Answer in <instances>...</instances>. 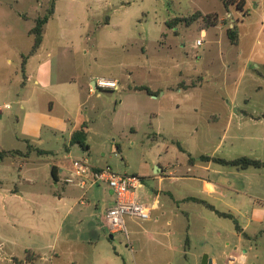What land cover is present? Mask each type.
I'll use <instances>...</instances> for the list:
<instances>
[{
    "label": "rangeland",
    "instance_id": "rangeland-1",
    "mask_svg": "<svg viewBox=\"0 0 264 264\" xmlns=\"http://www.w3.org/2000/svg\"><path fill=\"white\" fill-rule=\"evenodd\" d=\"M241 2L54 1L43 50L59 54L65 73L85 85L86 97L89 79L117 80L119 90H97L72 115L88 123L89 151L71 146L68 135L60 134L53 146L43 145L55 156L32 154L21 172L18 157L0 163V264H15L14 258L23 264L31 259L29 264H139L130 218L129 235L113 234L103 225L110 187H73L59 206L53 160L62 164L87 157L95 166L140 176L143 192L167 184L156 179L158 164L178 169L188 160L180 147L193 156L203 150L212 154L219 143L222 157L247 153L234 134L262 127H251L247 119L243 122L249 124L225 128L230 112H264V0ZM51 5L52 0H0V106L10 104L0 113V150L29 149L20 138L30 121L17 101L32 96L42 102L32 90L34 80L28 83L24 75L37 62L27 68L24 61L30 58L36 20ZM229 29L238 34L237 44ZM183 83L188 88L183 90ZM66 144L71 151L64 150ZM67 174L64 170L63 177Z\"/></svg>",
    "mask_w": 264,
    "mask_h": 264
},
{
    "label": "crops",
    "instance_id": "crops-1",
    "mask_svg": "<svg viewBox=\"0 0 264 264\" xmlns=\"http://www.w3.org/2000/svg\"><path fill=\"white\" fill-rule=\"evenodd\" d=\"M205 33L203 30L204 35ZM44 43L43 35L40 47L33 53L31 50L27 56L30 58L24 61L27 68L33 59L37 62L28 75H24L28 83L34 80L32 90L35 89L39 93L42 102H35L32 96H23L17 101L22 110L27 109L25 118L30 121L20 139L26 142L28 148H33L30 154L8 156L19 158L20 172L32 154L55 156L57 153L45 146L56 144L60 134L68 135L70 141L72 134L83 125H86L88 132V123L84 118L74 119L72 115L74 112H81L89 103L91 94L96 93L91 91L96 79H89V95L86 97L85 85L78 83L71 73H65V66L59 54L44 51ZM186 86L183 83V90ZM58 109L61 110L60 114L56 112ZM263 113L260 115L241 110V114L230 112L228 115L226 131L234 126L235 122L240 126L249 124L243 122L247 119H250L251 127H262L256 130H240L238 134H234L236 139L244 141L248 149L247 153H241L239 157L247 156L264 163V118L261 117ZM196 131L198 132V128ZM220 146L221 143L216 145L212 154L203 150L199 156H193L183 146L182 151L190 157L179 167L182 168L180 172L179 168L157 165L156 179H165L167 184L151 188L150 191H140L143 202L151 210V218L147 221L129 219L133 240L132 252L134 258H138L139 264H264V166L239 169L214 160L200 159L203 155L225 160L239 158L218 155ZM36 149L47 153L40 155ZM70 149L66 144L64 150L71 151ZM3 150L14 151L15 148ZM15 151L28 152L21 149ZM229 152L228 150L227 153ZM64 161L61 164L60 161L56 163V160H53L51 164V168L56 166L59 173L58 180L54 181L58 188L54 195L59 206L73 193V187L77 188L65 182L68 174L63 177L64 170L69 173L72 162ZM13 166L14 163H10L9 168ZM17 175L21 177L20 174ZM2 184L3 181L0 180V187ZM111 192L109 207L115 203V195ZM22 195L23 193H18V196ZM205 203L215 209L209 208ZM216 210L230 214L233 218L220 216ZM236 223L241 231L235 227ZM33 261L35 259L26 260L24 264ZM14 263L23 264V261L14 258Z\"/></svg>",
    "mask_w": 264,
    "mask_h": 264
},
{
    "label": "built area",
    "instance_id": "built-area-1",
    "mask_svg": "<svg viewBox=\"0 0 264 264\" xmlns=\"http://www.w3.org/2000/svg\"><path fill=\"white\" fill-rule=\"evenodd\" d=\"M202 43L201 39L198 40V45ZM97 90H119V83L113 79L98 78L91 91ZM8 108H10L8 104L0 106V113ZM65 182L84 191L102 184L110 187L115 195V203L105 210L102 222L111 233L124 232L129 235L127 218L141 221L151 218V210L140 196L139 189L142 185L140 176L120 174L110 166H95L84 157L72 161V168Z\"/></svg>",
    "mask_w": 264,
    "mask_h": 264
},
{
    "label": "trees",
    "instance_id": "trees-1",
    "mask_svg": "<svg viewBox=\"0 0 264 264\" xmlns=\"http://www.w3.org/2000/svg\"><path fill=\"white\" fill-rule=\"evenodd\" d=\"M54 1L52 0V5L51 8L49 10V12L43 17V18H38L36 20V27L33 28V30L31 31V33L34 36V45H33V49H32V53L35 52L40 45L43 42V35H44V26L48 23V21L51 19V17L53 16L55 10H54ZM235 3V2H233ZM242 6L246 5V0H242ZM192 18H194V15L189 17V22H192ZM178 21H181L182 18H177ZM106 23H109L108 21ZM264 33V32H263ZM228 36L230 37L232 43L237 44L238 43V34L233 30V29H229L227 32ZM186 88H188L186 86ZM140 90H147L144 87L139 88ZM148 91V90H147ZM150 92V91H148ZM262 118H264V113L261 116ZM71 145H79L83 150L85 151H89L90 150V145L88 144V132L86 130V125H83V127L79 130H76L72 136H71V140H70ZM29 150L27 153H23L21 151H5V150H1L0 151V163L2 161H4V159L10 155H25V154H30L31 150L33 149L32 146H29ZM181 150H183L182 147H180ZM36 151L38 152V154H46L47 152L40 150V149H36ZM200 159L202 160H214L217 161L219 163L225 164V165H231V166H235L239 169H247L250 167H254V168H261L264 166V163L262 161H260L259 159H253L247 156H242L239 157L237 159L234 160H225L223 158L220 157H211L203 155L200 157ZM192 160V159H191ZM58 168L56 166H52L51 168V175L54 181L58 180ZM207 206H209V208L211 209H215L212 205H210L209 203H205ZM217 214H219L220 216H224V217H230L233 218L232 215L230 214H226V213H222L217 211ZM237 230L241 231V228L239 227L238 223H236Z\"/></svg>",
    "mask_w": 264,
    "mask_h": 264
}]
</instances>
